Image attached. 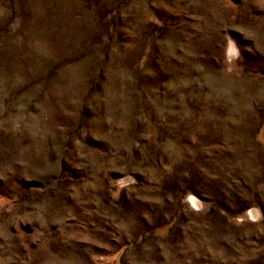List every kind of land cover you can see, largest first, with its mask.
I'll list each match as a JSON object with an SVG mask.
<instances>
[{"label":"rangeland","instance_id":"374dc122","mask_svg":"<svg viewBox=\"0 0 264 264\" xmlns=\"http://www.w3.org/2000/svg\"><path fill=\"white\" fill-rule=\"evenodd\" d=\"M0 264H264V0H0Z\"/></svg>","mask_w":264,"mask_h":264},{"label":"bare ground","instance_id":"6f19581e","mask_svg":"<svg viewBox=\"0 0 264 264\" xmlns=\"http://www.w3.org/2000/svg\"><path fill=\"white\" fill-rule=\"evenodd\" d=\"M233 49V48H232ZM193 200V199H192Z\"/></svg>","mask_w":264,"mask_h":264}]
</instances>
